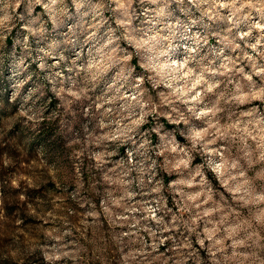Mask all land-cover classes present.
I'll return each mask as SVG.
<instances>
[{
    "label": "clouds",
    "instance_id": "obj_1",
    "mask_svg": "<svg viewBox=\"0 0 264 264\" xmlns=\"http://www.w3.org/2000/svg\"><path fill=\"white\" fill-rule=\"evenodd\" d=\"M0 264H264V0H0Z\"/></svg>",
    "mask_w": 264,
    "mask_h": 264
}]
</instances>
